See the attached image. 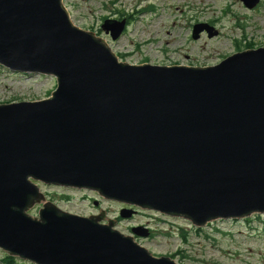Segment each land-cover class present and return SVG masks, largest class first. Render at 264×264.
<instances>
[{"label":"water","instance_id":"95a60500","mask_svg":"<svg viewBox=\"0 0 264 264\" xmlns=\"http://www.w3.org/2000/svg\"><path fill=\"white\" fill-rule=\"evenodd\" d=\"M261 1L239 0L248 11ZM126 25L107 19L100 29L117 41ZM203 33L218 35L198 23L192 40ZM0 67L56 81L45 100L0 104V250L8 257L176 264L113 221L103 224V213L62 211L37 184L93 192L197 229L264 215V47L212 67L130 65L73 25L62 0H0ZM135 214L122 209L120 218Z\"/></svg>","mask_w":264,"mask_h":264},{"label":"rangeland","instance_id":"374dc122","mask_svg":"<svg viewBox=\"0 0 264 264\" xmlns=\"http://www.w3.org/2000/svg\"><path fill=\"white\" fill-rule=\"evenodd\" d=\"M62 1L73 25L94 33L119 61L130 65L212 67L240 51L264 47V0L252 11L245 9L239 0ZM115 12L131 18L120 39L112 41L100 26L106 17L118 19ZM197 23L213 27L218 35L209 39L202 34L199 40H192V27ZM55 88L53 77L15 74L0 67V104L45 100ZM37 186L49 202L73 215L99 214L93 206L95 201L112 220L125 208L100 200L92 192ZM38 209L33 208L30 215L37 216ZM141 224L148 226L153 237L136 243L154 257L173 258L176 264H264L263 214L241 220H219L198 230L184 219L142 212L115 229L129 236L128 227ZM6 257L0 250V264H30Z\"/></svg>","mask_w":264,"mask_h":264},{"label":"flooded vegetation","instance_id":"af4514ba","mask_svg":"<svg viewBox=\"0 0 264 264\" xmlns=\"http://www.w3.org/2000/svg\"><path fill=\"white\" fill-rule=\"evenodd\" d=\"M114 15H119V14L115 12ZM130 18H131V17H128V18H127V17L125 18L124 16H121V17H120V15H119V18H118V19H114V18H112V17H106L105 19H112V20H118V21L125 19V20L127 21V24H128ZM105 19H104V20H105ZM123 33H124V32H123ZM125 57H126V56H123V58H125ZM177 65H179V64L170 65V66H177ZM188 66H192V65H188ZM195 67H198V66H195ZM92 193H93V192H92ZM95 194H96V193H95ZM96 195H97V194H96ZM99 199H100V200H103V199H101V198H99ZM114 203H116V202H114ZM93 204H94V203H93ZM117 204H119V203H117ZM120 205L126 207V206L123 205V204H120ZM95 208H97V210L95 211L96 213H99V214H100V213H103V214L105 215V217H104V219H103V221H102L103 224H106L107 220H111V221L114 222L115 226L118 225V224H120V223H123V222L131 221L133 218L138 217L142 212H151V213H154V214H158V215H160V216H163V215H161V214H159V213H157V212H153V211H144V210H141V209H139V208H132V209L136 212V214H135L133 217H131L130 219L125 220V219L120 218V211H121V209H120L118 216L115 217V218L112 220V219H109V218L107 217L106 211L101 210V208L99 207V203H98L97 206H95ZM99 214H97V215H99ZM90 216H91V215H90ZM90 216H89V217H90ZM92 216H95V215H92ZM164 217H166V216H164ZM166 218H168V217H166ZM136 227L148 228L147 225H142V224H141V225H138V226H136ZM136 227H128L129 236H131L135 242H137V241L141 242V240H142V241L150 240V239L153 237V233H152V231H151L149 228H148V229H149V233H150V236H149V237H147V238H142V237H140L139 235H136V234L133 232V228H136ZM114 228H115V227H114Z\"/></svg>","mask_w":264,"mask_h":264},{"label":"trees","instance_id":"16d2710c","mask_svg":"<svg viewBox=\"0 0 264 264\" xmlns=\"http://www.w3.org/2000/svg\"><path fill=\"white\" fill-rule=\"evenodd\" d=\"M246 48H250V47H246ZM181 236H182L183 240L186 241V234H184V233L182 232ZM6 258H8V259H10V260L13 259V258H10V257H6ZM172 259H173V258H172ZM8 264H10V263H8Z\"/></svg>","mask_w":264,"mask_h":264}]
</instances>
